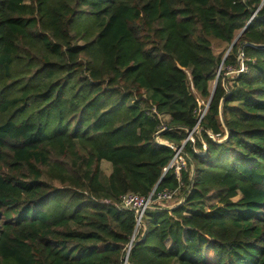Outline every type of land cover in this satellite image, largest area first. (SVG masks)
Listing matches in <instances>:
<instances>
[{
    "label": "trees",
    "instance_id": "trees-1",
    "mask_svg": "<svg viewBox=\"0 0 264 264\" xmlns=\"http://www.w3.org/2000/svg\"><path fill=\"white\" fill-rule=\"evenodd\" d=\"M210 99L185 202L137 231L101 200L177 189ZM135 234L130 264H264V0H0V264H123Z\"/></svg>",
    "mask_w": 264,
    "mask_h": 264
},
{
    "label": "built area",
    "instance_id": "built-area-1",
    "mask_svg": "<svg viewBox=\"0 0 264 264\" xmlns=\"http://www.w3.org/2000/svg\"><path fill=\"white\" fill-rule=\"evenodd\" d=\"M240 60V56H239ZM240 64L239 68L236 69V72L234 74L241 75L244 72H248V68L245 67L243 61ZM209 108V102L206 105V107L202 110H200V118L198 121V125L188 133V137L183 142L182 145L176 146L169 144V147L174 152V157L171 160L170 164L168 165L167 171H173L178 182L179 187L175 190H169L165 189L162 192L157 193L156 189H154L149 195H142L139 193H126L123 194L116 199H102L101 203L105 205H110L116 207L120 212L129 210L133 211L136 216V222H137V231L140 228L144 227V219L146 216V213L148 210H151L155 207H161V208H167L172 207L177 208L181 206L185 202V196L181 193V188L184 186L181 181V175L182 172L188 170V166L190 164V158L186 154L185 147L188 143L194 144L196 136L200 134V123L204 119L207 110ZM156 114L157 111L154 110ZM159 118L162 120L164 119V115H159ZM168 129V126L166 124H162L161 130L156 134V141L160 144H164L165 142L159 137L163 132H165ZM209 136L212 139H215V136L211 133H209ZM204 149H206V145L204 144ZM136 241V234L131 240V243L128 247V250H132L134 247ZM127 253V252H126ZM130 255V254H129ZM126 256V255H125ZM129 262V258H128ZM123 264H127V261L124 260Z\"/></svg>",
    "mask_w": 264,
    "mask_h": 264
},
{
    "label": "rangeland",
    "instance_id": "rangeland-1",
    "mask_svg": "<svg viewBox=\"0 0 264 264\" xmlns=\"http://www.w3.org/2000/svg\"><path fill=\"white\" fill-rule=\"evenodd\" d=\"M238 40H239V35L234 40V44H237ZM211 43H212V49H213L215 55H222V54H224L223 60L225 61L226 57L230 54L231 46L227 45L224 42L217 41V40H214V39H211ZM242 60H244L243 59V55L240 56V61H242ZM221 71H223V72L227 71L226 76L228 78H233V76L235 75L234 73L236 72V69L233 68V66H228V67H224V65L223 66H220L219 70L217 71V77H220V74H221L220 72ZM215 85H216V82H213L212 83V86L214 88H215ZM201 101H203V100H201ZM204 103H205V105L207 104L205 101H203V104H202L203 107L205 106ZM238 199L239 198H236L234 201L236 202V201H238ZM167 246L170 247L169 244H167Z\"/></svg>",
    "mask_w": 264,
    "mask_h": 264
},
{
    "label": "crops",
    "instance_id": "crops-1",
    "mask_svg": "<svg viewBox=\"0 0 264 264\" xmlns=\"http://www.w3.org/2000/svg\"><path fill=\"white\" fill-rule=\"evenodd\" d=\"M164 119H168V116H165ZM101 170H102V177H101V182L104 185L108 184L109 177L113 173V166L110 162L108 161H102L101 163ZM110 197V196H109ZM113 198V197H112ZM168 209H172V207H168ZM171 243H169L170 245Z\"/></svg>",
    "mask_w": 264,
    "mask_h": 264
},
{
    "label": "water",
    "instance_id": "water-1",
    "mask_svg": "<svg viewBox=\"0 0 264 264\" xmlns=\"http://www.w3.org/2000/svg\"><path fill=\"white\" fill-rule=\"evenodd\" d=\"M256 14L257 13H255V15H254V17L256 16ZM251 22V21H250ZM250 22L248 23V25L250 24ZM248 25L244 28V30L242 31V33L247 29V27H248ZM241 36V34L239 35V37ZM235 44H233L232 45V47L234 46ZM223 63H224V60H223ZM217 82H218V79H217V81H216V85H217ZM216 85H215V88H216ZM214 88V89H215ZM213 92H214V90H213ZM210 102H211V99L209 100V105H210ZM222 103H224V101H222ZM212 134V133H211ZM192 167H193V165H191ZM193 169H194V167H193ZM144 224V223H143ZM134 237V236H133ZM143 237H145V235L143 236ZM131 249V248H130ZM130 249L127 251V253H126V256L124 257V260L125 261H127V264H130L129 262H128V258H129V254H130Z\"/></svg>",
    "mask_w": 264,
    "mask_h": 264
},
{
    "label": "clouds",
    "instance_id": "clouds-1",
    "mask_svg": "<svg viewBox=\"0 0 264 264\" xmlns=\"http://www.w3.org/2000/svg\"><path fill=\"white\" fill-rule=\"evenodd\" d=\"M167 209H168V207H167ZM174 209V208H173Z\"/></svg>",
    "mask_w": 264,
    "mask_h": 264
}]
</instances>
